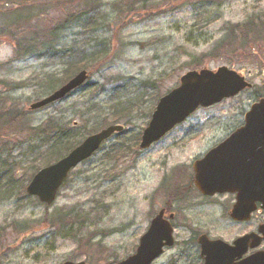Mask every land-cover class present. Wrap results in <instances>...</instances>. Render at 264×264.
Masks as SVG:
<instances>
[{
    "label": "rangeland",
    "instance_id": "rangeland-1",
    "mask_svg": "<svg viewBox=\"0 0 264 264\" xmlns=\"http://www.w3.org/2000/svg\"><path fill=\"white\" fill-rule=\"evenodd\" d=\"M14 1L18 3L9 6L0 2V28L18 18L32 29H45L62 21L66 12H77L82 4L81 0ZM123 2L95 0L96 7L83 18L91 14L101 29L74 24L59 34L56 55L35 43L34 53L26 56L22 46L16 56L14 41L5 33L0 36V113L18 108L21 120L30 126L48 117L74 122L86 128L84 136L104 128L113 117L119 116L117 123L126 127L72 170L51 205L26 193L20 196L14 186L9 187L11 177L17 178V185L23 182L35 161L31 159L39 156L22 155L30 139L26 133L20 135L15 129L5 135L7 151L12 148V152L0 153V264L65 260L118 264L135 252L150 219L167 201L179 217L174 231L179 242L193 233L231 241L255 230L264 218L255 212L249 221L235 223L228 216L231 195L203 200L183 191L191 163L239 127L250 104L264 94V0H150L129 11ZM248 22V31L256 29L258 35L244 38ZM232 34L236 42L229 45ZM91 37H106V56L96 62L89 53L72 56ZM79 61L89 73L85 86L51 106L30 111V103L50 92L41 90L44 81L55 80L52 89H56L67 74L77 72L74 67ZM70 64L72 68L67 67ZM223 65L243 74L257 72L251 76L256 86L197 109L158 142L139 150L140 135L158 98L174 88L187 70ZM121 143L128 151L117 155ZM6 188L10 193L4 194ZM188 192L187 206L175 203ZM69 227L73 236L67 233ZM260 248L264 249V242ZM189 258H196L195 249L187 253L177 244L151 264H186Z\"/></svg>",
    "mask_w": 264,
    "mask_h": 264
},
{
    "label": "water",
    "instance_id": "water-1",
    "mask_svg": "<svg viewBox=\"0 0 264 264\" xmlns=\"http://www.w3.org/2000/svg\"><path fill=\"white\" fill-rule=\"evenodd\" d=\"M88 77L86 70H80L49 95L33 102L29 109H38L63 99L82 86ZM250 86L243 75L226 66L185 72L179 78V84L158 100L142 132L139 148L146 149L160 140L197 108L217 104ZM243 121V125L224 142L193 164L194 184L202 194L235 193V202L229 211V217L235 221H247L256 210V203L264 211V97L250 105ZM122 129V125H109L87 136L65 156L40 168L28 182L26 193L41 203L51 205L69 170L90 157L110 135ZM163 212L160 210L152 218L146 232L139 237L135 252L119 264H151L162 254L164 246L172 245V228L163 219ZM262 240L264 221L257 233H247L232 244L201 236L203 264H264V250L243 257L249 248L258 247ZM61 264L88 263L66 260Z\"/></svg>",
    "mask_w": 264,
    "mask_h": 264
},
{
    "label": "trees",
    "instance_id": "trees-1",
    "mask_svg": "<svg viewBox=\"0 0 264 264\" xmlns=\"http://www.w3.org/2000/svg\"><path fill=\"white\" fill-rule=\"evenodd\" d=\"M2 1L7 2L4 6H9L11 4L18 3L17 1L14 0H8V1L0 0L2 4H4ZM27 1L30 2V0ZM148 1L150 0H124L123 5H124V9H127V11H129L132 8H134L137 4L144 5ZM90 2H92L91 4H93V6H90ZM190 2H193V0H190ZM81 3L82 4L79 6L77 12L74 11L66 12L65 15H63L62 21H60L55 25L47 26V28L45 29H40V28L32 29L31 27L27 26V23L23 22L24 20L16 18L10 21L9 23H7L4 28L3 27L0 28V34H1L0 36H4L3 33L10 36L9 38H11L14 41L13 45L16 56L20 54L19 52L20 50H22V46H24L27 50L25 53L26 56L29 53H34L35 49L33 52L32 50L35 43L37 45H41V50L47 51L49 48L54 53V55H56L57 53L56 46L57 44H59L60 33L71 28L74 24L79 22H84L86 26L90 27V29L93 28V30L100 25L99 20L97 18L92 17L91 14L88 15L87 19L83 18L87 14H89L92 11V9L96 7L95 0H81ZM250 26H251L250 22H248L245 25L244 30L246 32L244 34V38H249V36L258 35V31L256 29H253L252 31H248V27ZM97 28L101 29V27H97ZM47 40H49L51 44H48ZM86 40H88V42L90 43L89 45L86 42ZM232 40H233L232 42L231 41L228 42L229 45H233V43L236 42V36L234 34H232ZM222 41L223 39L219 41V44L222 43ZM107 44L108 43L106 37L87 38L79 46V52L73 54L72 56H78L80 58V54L82 56V53L86 55L89 53L92 61L96 62L100 59H103L108 53L109 45ZM82 45L85 46L84 49H81ZM36 53L40 54V49H37ZM80 62L81 61L76 63L77 68L75 66L74 69L77 70L78 68H80V64H79ZM67 67L72 68L73 65L70 64ZM195 68H199V66H196ZM72 75L73 73L67 74L65 76L66 77L65 81L68 80ZM54 82L55 80L53 79L45 80L43 86L44 88H42L41 90H47V89L49 91L53 90L52 88ZM43 94L45 93L43 92ZM16 110H18V108L12 106L9 109H7L4 113H0V153L8 152V151L12 152V148L7 151V146L9 145V142L7 140H3V138L9 131L11 132L15 129H19L15 132H18L20 135H24L26 133V135L30 138L28 140L29 144L22 155L25 156L30 153L31 156H39V158L31 159L35 161H32L30 165L31 168L30 172L25 177L22 183H19L17 185V178L11 177L9 180L10 184H8L10 185L9 187L14 186L15 191H17L20 196H23L25 193V186L31 179L32 175L39 168L54 162L56 159L62 157L67 152H69L73 147H75L86 137L84 136V131L85 132L87 131L85 127L79 128L74 122L72 124H70L69 122L62 123L52 117H48L46 120L40 122L35 126H30V124H28L26 120L23 121L21 120L23 119L21 118L22 114L17 112ZM89 111L90 109L83 111V113H80V117L84 116ZM119 119H121L119 118V116L113 117L112 121L106 122L102 126L109 124H118L117 122L119 121ZM92 130L94 129H91V131ZM125 130L126 127L124 126V129L121 132V134H123ZM22 143L23 141H20L18 145ZM121 145L123 144L121 143ZM123 147L124 145L121 148H116L115 151L117 155L123 154L125 151H128V149H125ZM113 149L114 147L111 148L110 152H114ZM106 155H108V153H106ZM36 160H39V163H35ZM7 193H10L9 188H6V190L4 191V194ZM76 222L77 221L75 220L72 221L73 224H75ZM70 227H72V225H70ZM70 227L67 231L71 233L72 229ZM62 228L63 225L60 227L59 230H61ZM71 235L73 236L74 234L71 233Z\"/></svg>",
    "mask_w": 264,
    "mask_h": 264
},
{
    "label": "flooded vegetation",
    "instance_id": "flooded-vegetation-1",
    "mask_svg": "<svg viewBox=\"0 0 264 264\" xmlns=\"http://www.w3.org/2000/svg\"><path fill=\"white\" fill-rule=\"evenodd\" d=\"M256 73L255 71H252V70H248V72L246 73L245 75V78L248 82L251 83V88L252 89L253 87L256 86L255 82L253 81V79H251V76L255 75L256 76ZM228 138V136H225L221 139H219L218 141H216L215 143H213V145H211L209 148L206 149V151L203 153L202 156H204L207 152H209L210 150L216 148L219 144H221L222 142H224L226 139ZM202 156H200L199 158H201ZM198 158V159H199ZM193 162L191 163V167L189 168V181L187 182V184L183 187V191H187V190H190V192H192L193 194H195V196L198 198V199H203V200H212L214 198H217L218 196H223V195H231L232 196V199H233V203H234V200H235V195L232 194V193H216V194H212V195H203L201 194L198 189L196 188L195 184H194V172H193ZM184 169V168H183ZM190 192L188 193H183V197L182 198H179L177 197L175 199V203H182L184 206H187V204L190 202V198L187 197L190 195ZM184 198V199H183ZM183 199V200H182ZM232 203V204H233ZM171 206H172V203L170 202H166L165 205L163 207L160 208L164 210V214H163V219L166 220L169 224H170V227L172 228V235L174 237V242L173 244L170 246V247H165L164 250H166L167 248H171L173 247L174 245H180L182 246V248H184V251L185 252H190L192 251L193 249H195L196 251V258L192 259V258H189L186 262V264H203L204 263V259L202 258V256L200 255V250H201V247H200V242H199V238L201 236H206V238L212 240V239H215L214 237H209V235H207L206 233H202V234H199V235H194L195 233H193L191 231L190 234L193 233V235H189L187 236L185 239H182L180 242L177 240V238L175 237V229L179 228V225L177 224V219L179 218L177 215H176V212L171 210ZM256 213H262V210H260L259 208H257L256 210ZM170 215H172L171 217H169ZM264 215V214H263ZM264 219V218H263ZM233 222L235 223H244V222H237V221H234ZM263 222V220L261 222H259L255 228V230L253 231H256L257 228L259 227V225ZM186 230V232H188L187 230V227L185 226L184 228ZM252 232V231H250ZM245 234V233H244ZM191 236V237H190ZM235 238L231 241H227L229 242L230 244H232L234 242ZM178 241V243H177ZM255 251V250H254ZM252 253V250H249L248 251V254ZM184 257V256H183Z\"/></svg>",
    "mask_w": 264,
    "mask_h": 264
},
{
    "label": "bare ground",
    "instance_id": "bare-ground-1",
    "mask_svg": "<svg viewBox=\"0 0 264 264\" xmlns=\"http://www.w3.org/2000/svg\"><path fill=\"white\" fill-rule=\"evenodd\" d=\"M81 67H82V65H80V68L77 69V72H79L80 70L83 69V68H81ZM154 143H155V142H154ZM154 143H152L151 145H153ZM151 145H150V146H151ZM150 146H149V147H150ZM58 159H59V158H58ZM58 159H56L55 161H57ZM55 161H54V162H55ZM72 170H73V169H70L67 175H69V174L72 172ZM67 233H68V231H67ZM120 261H121V260H120ZM120 261H118V264L120 263Z\"/></svg>",
    "mask_w": 264,
    "mask_h": 264
}]
</instances>
